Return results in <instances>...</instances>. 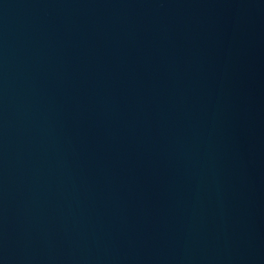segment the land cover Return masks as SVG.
Instances as JSON below:
<instances>
[{
    "label": "water",
    "instance_id": "95a60500",
    "mask_svg": "<svg viewBox=\"0 0 264 264\" xmlns=\"http://www.w3.org/2000/svg\"><path fill=\"white\" fill-rule=\"evenodd\" d=\"M0 264H264V0H0Z\"/></svg>",
    "mask_w": 264,
    "mask_h": 264
}]
</instances>
